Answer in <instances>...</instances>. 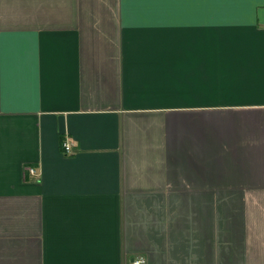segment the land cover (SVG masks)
Listing matches in <instances>:
<instances>
[{
	"label": "crops",
	"instance_id": "0c3cea01",
	"mask_svg": "<svg viewBox=\"0 0 264 264\" xmlns=\"http://www.w3.org/2000/svg\"><path fill=\"white\" fill-rule=\"evenodd\" d=\"M139 259L264 264V0H0V264Z\"/></svg>",
	"mask_w": 264,
	"mask_h": 264
},
{
	"label": "built area",
	"instance_id": "2783aa9c",
	"mask_svg": "<svg viewBox=\"0 0 264 264\" xmlns=\"http://www.w3.org/2000/svg\"><path fill=\"white\" fill-rule=\"evenodd\" d=\"M64 147H65L66 152H69V151H70V147H69V146L65 145ZM28 171H29L32 175L35 174V170H34L33 168H28ZM142 262H143V260H142V259H139V260L135 261L133 264H140V263H142Z\"/></svg>",
	"mask_w": 264,
	"mask_h": 264
}]
</instances>
